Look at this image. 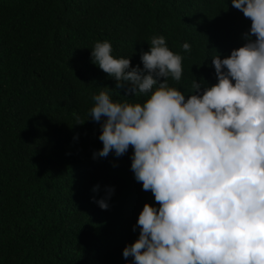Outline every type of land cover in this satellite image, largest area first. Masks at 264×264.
<instances>
[{
    "label": "trees",
    "instance_id": "16d2710c",
    "mask_svg": "<svg viewBox=\"0 0 264 264\" xmlns=\"http://www.w3.org/2000/svg\"><path fill=\"white\" fill-rule=\"evenodd\" d=\"M264 0H0V264H264Z\"/></svg>",
    "mask_w": 264,
    "mask_h": 264
},
{
    "label": "clouds",
    "instance_id": "9594fccd",
    "mask_svg": "<svg viewBox=\"0 0 264 264\" xmlns=\"http://www.w3.org/2000/svg\"><path fill=\"white\" fill-rule=\"evenodd\" d=\"M261 33H263V31H262ZM263 34H264V33H263Z\"/></svg>",
    "mask_w": 264,
    "mask_h": 264
}]
</instances>
